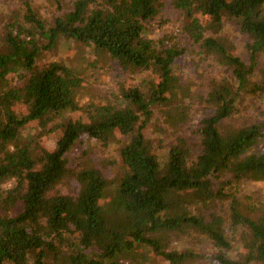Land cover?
I'll return each instance as SVG.
<instances>
[{
  "label": "trees",
  "instance_id": "1",
  "mask_svg": "<svg viewBox=\"0 0 264 264\" xmlns=\"http://www.w3.org/2000/svg\"><path fill=\"white\" fill-rule=\"evenodd\" d=\"M166 1L76 0L50 28L25 2L31 26L6 23L0 41V264L264 263V205L250 203L245 212L237 200L242 183H264V123L227 124L243 94L264 95V0H172L186 17L188 38L231 78L203 100L199 143L179 137L162 152L144 135L154 112L178 128L194 111L175 74L186 50L158 46L151 37ZM231 23L247 38L249 64L224 32ZM61 42L148 76L120 84L114 104H93L87 121H73L81 80L63 63L42 65L43 55ZM57 118L64 121L63 136L51 149L41 146ZM33 122L38 134L24 135ZM116 135L123 138L126 169L120 181H108L96 167L73 175L69 154L83 139L107 147ZM68 176L78 185L75 195H51ZM223 200L230 202L229 225L216 211ZM241 227L251 238L238 260L230 251ZM192 234L208 239L207 254L169 251L174 238Z\"/></svg>",
  "mask_w": 264,
  "mask_h": 264
},
{
  "label": "rangeland",
  "instance_id": "2",
  "mask_svg": "<svg viewBox=\"0 0 264 264\" xmlns=\"http://www.w3.org/2000/svg\"><path fill=\"white\" fill-rule=\"evenodd\" d=\"M76 0H0V41L5 32L6 23L17 22L23 28L30 27L27 22V12L25 2H29L30 8L51 27L55 18L63 16L71 11ZM202 20V19H201ZM187 20L182 11L176 9L172 0H167L158 18L151 24V37L155 39L158 46L178 47L186 50L184 56L175 62V74L179 77L180 83L187 88L193 99L190 120L178 128H172L164 123L161 114L154 112V117L144 130L145 137L151 141L158 151H165L175 144L177 138L186 137L189 141L199 143L197 130L200 128V121L203 117V100L214 85L229 81L231 71L216 65L214 60L204 54L199 44H193L188 38L185 27ZM229 32L233 36L237 55L247 64L250 58L247 52V38L241 33L238 27L232 23L225 26L224 32ZM223 32V33H224ZM38 37V36H37ZM42 65L48 66L53 62H60L70 67L73 74L81 80L80 95L77 102L81 107L77 112L71 113L69 117L75 120L87 121L89 108L93 104L111 105L118 97L117 89L120 84H138L142 79H146L148 74L135 75L131 72H124L116 63L107 61L93 55L86 48L77 44L61 42L58 47L46 53L42 57ZM259 64L264 66V53L259 59ZM22 85L23 82H20ZM239 112L230 119L227 124L232 127H242L253 125L257 122L264 123V95L260 97L251 94H243L239 102ZM64 121L57 118L49 124V129H53L44 139L39 140L40 145L53 148V143L59 141L64 134ZM38 124L31 123L24 132V135L36 136L38 134ZM159 136L163 142H160ZM123 138L116 135L112 138L109 146H103L95 141L83 139L75 149L69 154V169L73 175L84 168L96 167L101 169L110 182H118L122 178L125 167L119 154ZM229 177L223 180H228ZM217 184V182L215 181ZM240 189L237 200L241 209L248 212L250 203L256 207L264 205V183L244 182ZM78 185L72 176L64 178L51 195H75ZM229 201L223 200L216 203L217 212L221 214L227 225L230 224L231 214ZM17 209L13 214H16ZM252 217V215H251ZM250 231L246 227L239 228L233 236V249L230 256L234 259H242L245 256L246 245L250 240ZM194 251L195 253L207 254L210 251L208 239L198 234L190 236L176 237L169 246V251ZM155 264H165L161 258L155 260ZM252 264H264L252 262Z\"/></svg>",
  "mask_w": 264,
  "mask_h": 264
}]
</instances>
